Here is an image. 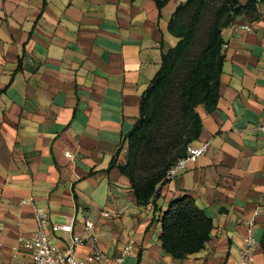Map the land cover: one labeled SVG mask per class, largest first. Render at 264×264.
<instances>
[{"label": "crops", "instance_id": "obj_1", "mask_svg": "<svg viewBox=\"0 0 264 264\" xmlns=\"http://www.w3.org/2000/svg\"><path fill=\"white\" fill-rule=\"evenodd\" d=\"M181 2L158 9L155 0H0V261L30 264L20 242L35 231L39 207L57 223L75 217L72 234L92 222L95 242L79 257L97 248L113 260L132 241L122 264L236 263L243 222L264 193L263 5L221 32L217 106L196 108L202 129L190 144L207 142V151L145 206L110 167L113 158L125 163L122 138L162 53L177 43L167 24ZM183 195L213 229L201 251L174 260L158 240L160 217ZM253 236V264H264V216ZM70 237L58 233L53 243L63 249Z\"/></svg>", "mask_w": 264, "mask_h": 264}, {"label": "trees", "instance_id": "obj_2", "mask_svg": "<svg viewBox=\"0 0 264 264\" xmlns=\"http://www.w3.org/2000/svg\"><path fill=\"white\" fill-rule=\"evenodd\" d=\"M168 1L155 0L158 9ZM259 5L264 0H186L176 6L167 30L177 43L162 53L140 97L138 118L122 138L125 163L110 162L129 179L137 205L152 201L169 168L198 139L202 123L196 108L202 105L211 113L217 106L223 28L241 14L257 15ZM160 222L158 240L174 260L201 251L213 229L212 219L189 195L171 201Z\"/></svg>", "mask_w": 264, "mask_h": 264}, {"label": "built area", "instance_id": "obj_3", "mask_svg": "<svg viewBox=\"0 0 264 264\" xmlns=\"http://www.w3.org/2000/svg\"><path fill=\"white\" fill-rule=\"evenodd\" d=\"M249 30V27H244ZM225 46V44H224ZM258 128L264 131V122ZM209 148L207 142L199 147H187V153L175 161L166 173L165 179L171 180L179 173L185 171L196 158L204 154ZM69 156V153H65ZM264 216V193L252 213L243 222L244 236L239 257L235 264H253L255 239L253 230L256 226L257 218ZM35 231L25 239H22L21 249L29 256L30 264H122L123 259L130 254L133 242L128 245L113 260H110L97 248H94L86 257H79L78 249L86 242H95L93 237V224L90 220L83 219V231L79 234H72L75 217L69 216L63 223L54 222L49 212L43 208L35 207L33 212ZM58 233H68L71 235L67 246L63 249L58 248L53 243V237ZM1 252V244H0ZM0 264H6L0 261ZM22 264V263H19ZM167 264H175L173 262Z\"/></svg>", "mask_w": 264, "mask_h": 264}, {"label": "rangeland", "instance_id": "obj_4", "mask_svg": "<svg viewBox=\"0 0 264 264\" xmlns=\"http://www.w3.org/2000/svg\"><path fill=\"white\" fill-rule=\"evenodd\" d=\"M173 2H174V0H170L167 4H172Z\"/></svg>", "mask_w": 264, "mask_h": 264}]
</instances>
